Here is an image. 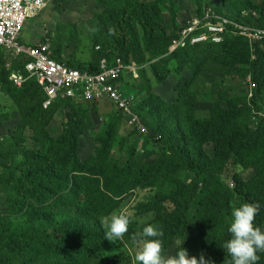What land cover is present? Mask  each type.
I'll return each mask as SVG.
<instances>
[{
  "label": "trees",
  "instance_id": "1",
  "mask_svg": "<svg viewBox=\"0 0 264 264\" xmlns=\"http://www.w3.org/2000/svg\"><path fill=\"white\" fill-rule=\"evenodd\" d=\"M103 1L109 4L104 16L109 18L110 22L105 24L103 18H98L97 24L102 27V37L105 35L107 40L115 41V44L121 46V50L95 51L92 63L71 64L69 67L96 71L102 58L108 57L111 61L121 58L124 62L135 63L139 68L138 72L149 65L157 82L163 83L171 72V60L176 53L181 52L178 56L189 63L193 55L204 51L197 57L203 59V63L209 57L214 66L210 70L218 76L220 83L227 80L228 75L240 76L248 79L247 91L250 94L247 98L246 94H235L233 89L217 91L215 86L211 85L209 97L218 99L215 107H211L209 112L199 111L194 112V115H182L172 113L168 105L163 104L159 98H150L152 95L147 92L149 88L145 91L148 99L143 101L140 95L145 89H142L138 77L134 82L123 79L122 85L126 94L136 96V111L147 129L150 119L163 120L161 113L167 111L178 124L176 133H181L180 143L177 144L170 127H164V120L162 127L157 131L148 130L144 135L145 140L153 139L162 156L156 161L137 167L132 157H128L123 164L114 159L108 134L100 140L95 153L82 162L78 155V140L86 128L76 119L69 121L57 139H51L49 151H31L34 158L42 162L35 168L36 182L30 178L31 170L23 171L21 165L9 164L0 152V158L4 160L3 163L0 162L3 169L0 178H6V185L11 182L20 183L22 190H25L24 197L36 198V189H29L23 184V180L27 178V182L30 181L36 188L42 189V196H64L68 200V207L74 212L73 216L64 218L63 222L55 225L54 231L48 233L40 231L38 225L21 223L26 233L31 235L26 245L31 246L34 243L47 253L50 248L53 249V264H88L108 241L103 239L104 226L101 220L114 213L130 191L135 190L137 194L148 191V194L140 195L134 202L133 214H130V217L147 215L146 217L150 218L149 224L157 227L162 233L159 239L164 256L168 254L175 239L182 240L184 235L190 232L193 241L189 256L199 259L203 253L205 259H211L214 264H228L230 257L219 245L229 238L225 215L230 207L235 202L237 205L244 202L258 204L259 211L254 223L264 227V117L260 115L264 112V41L251 42L236 35L235 29L230 27L221 44L186 47L176 53H169L170 43L177 37L183 25L176 21L174 15L170 25H164L163 8L168 0ZM209 5L211 4L197 9V15H203L204 11L212 7L216 13L223 14L237 23L264 29V0H216V6ZM45 42L46 39L41 41ZM130 47L137 48L135 55L131 54ZM51 49L56 60L66 62L54 56L52 44ZM0 50L7 54L5 49ZM13 57L15 60H24L23 69L27 80L21 87L15 86L10 80L14 72L10 71L11 68L6 71L3 64H0V79L8 77L10 83L17 88L10 96L17 103L19 110L22 108L26 118L34 114L40 122L48 119L44 125L46 126L50 119L47 114H51L57 105H99L77 99L57 101L51 108L44 109L45 93L34 78H28L25 70L28 60L24 56ZM199 70L200 68L195 69V77ZM220 83L215 84L222 87ZM136 84L140 88L139 94L135 93V90H127V86ZM182 91L177 92V102L183 98ZM9 92L7 91V94ZM155 99V109L150 111L148 106H151ZM118 114L125 123L128 122L120 112ZM181 121H184L183 126L179 125ZM182 129L184 130L181 131ZM130 133L141 135L136 131ZM163 133L167 138L164 143ZM13 134L0 127V135L3 137L0 146ZM161 142L163 146L159 145ZM185 145L189 146L188 150ZM206 146H213L214 157L206 152ZM28 152L30 153V150ZM133 153L134 151L132 156ZM25 159L31 161L33 157L25 156ZM232 159L243 169L251 170L253 176L244 180L236 174L233 178L235 185L230 188L228 182L222 179V173ZM166 166L170 171L194 172L196 177L191 183L177 181L178 185L169 195H161L152 189L158 177L153 169L166 172ZM146 180L150 182L146 184ZM200 184L203 185L201 188ZM45 215L46 212H39L41 218ZM56 233L59 238L54 237ZM257 254L260 256L257 264H264V252Z\"/></svg>",
  "mask_w": 264,
  "mask_h": 264
},
{
  "label": "rangeland",
  "instance_id": "2",
  "mask_svg": "<svg viewBox=\"0 0 264 264\" xmlns=\"http://www.w3.org/2000/svg\"><path fill=\"white\" fill-rule=\"evenodd\" d=\"M155 2L157 0H148ZM214 6L216 0H168L163 8L164 25L170 23L171 17L174 15L176 21L181 26L189 20L192 21L197 13V9L201 6ZM109 4H105L103 0H52L49 5L41 11L35 18L29 19L22 32L21 42L25 46H32L41 43L44 39H49L54 51V56L74 65L90 64L94 60L95 51L111 50L119 52L121 46L115 44V41H109L102 37V27L99 26L98 18H103L104 23L110 22V19L104 16L105 9ZM216 6V5H215ZM213 9L212 7H209ZM170 25V24H169ZM97 47H100L97 50ZM132 55H135L137 48L130 47ZM177 50L174 53L181 51ZM204 52V51H203ZM197 52L192 56V60L187 63L186 60L178 55L172 57V68L169 76L163 83H158L154 77L150 66H144L138 73V80L144 92L140 95L143 101L148 99L145 91L149 93L150 98L156 97L165 105H168L170 111L174 114L194 115V112L207 111L211 107H215L218 99L209 97V86L214 85L216 90L228 91L233 89L235 94L247 95L250 92L248 79L240 76L228 75L227 80L220 83L218 76L210 69L214 67L210 63L209 57L203 63V59L197 55L203 53ZM0 64H3L5 70L11 67V72L19 74L26 78L23 64L24 60H15L13 56H9L0 50ZM199 70L197 77L194 76L195 69ZM215 83L222 84L219 87ZM179 86V88H178ZM17 88L13 86L8 77L0 79V127L13 132L7 142L0 146L2 157L13 165H21L23 171L31 170V177L34 182L37 177L34 174L36 167L42 163L38 158H34L31 151H49L51 149V139H57L65 130L71 119H76L83 123L86 128L84 134L78 140V155L82 162L95 153V149L100 145V140L108 134L111 138L112 155L116 161L123 164L132 157L136 163V167L152 161H156L162 156L159 147L151 140H145V134L134 135L130 133V127L119 116L118 112L109 103L102 102L100 105H88L85 103H77L74 105L61 104L57 105L48 119L38 121L37 117L32 114L30 118L24 116L22 108H18L17 103L10 96ZM183 89V91H182ZM127 90L139 94V86H127ZM7 91H10L7 94ZM183 98L177 102V92H181ZM42 96V94H41ZM153 100L148 109H155ZM164 120V127H170L174 139L180 143L181 133H176L178 126L173 115L167 111L161 113ZM163 120L149 121V131H157L162 127ZM180 126L184 125L181 121ZM44 126V130L43 129ZM163 127V128H164ZM163 130V129H162ZM182 129L181 131H183ZM163 143L167 141L165 133H163ZM163 146L162 142L159 144ZM187 150L188 145H185ZM22 149V150H21ZM30 150V153L28 152ZM27 151V152H26ZM132 151H134L133 156ZM26 152V153H25ZM206 152L211 156H215L213 146H206ZM25 156L33 157L29 161ZM0 162L4 160L0 158ZM35 169V170H34ZM165 171L153 169L158 176L156 183L152 189L161 195H169L178 185L177 181L191 183L196 173L185 170L170 171L167 166ZM3 174L2 165L0 166V176ZM239 175L242 179L248 180L253 176L251 170H245L237 164L235 160H230L224 167L222 179L228 182L230 188L235 185L234 176ZM149 177V175H147ZM25 187L36 189V198H26L23 196L25 190H22L20 183L5 184L6 178H0V264H53L54 250L49 249L48 253L34 245L27 246L26 242L31 239V235L26 233L22 227L24 225H38L40 231L46 233L55 230V225L63 222L68 216H73L74 212L68 207V200L64 196H42L44 193L35 184L27 182V178L23 180ZM150 180H146L148 184ZM20 184V185H19ZM53 185V184H50ZM200 188L203 185H199ZM148 191L136 193L135 190L130 191L124 196L120 207L112 214H133V204L140 195L148 194ZM212 194V192L210 193ZM169 206V204H166ZM234 206H238L235 202L225 215V225L230 223V212ZM172 209V208H170ZM39 212H46L47 215L41 218ZM109 216L101 220L103 222ZM38 216L40 220L38 219ZM147 216V215H146ZM130 217L128 231L119 240L114 243L107 241L95 254L88 264H136L134 260L135 253L139 250L141 241L136 237V233L142 230L145 224H149V217ZM21 221H19V219ZM22 223V224H21ZM55 238H59L58 233ZM183 246L189 253L192 247V234L190 232L184 235ZM183 240V239H182ZM175 239L173 245L168 250V255H172L177 250L178 245L182 241ZM220 264H225L221 262ZM229 264V263H228Z\"/></svg>",
  "mask_w": 264,
  "mask_h": 264
},
{
  "label": "built area",
  "instance_id": "3",
  "mask_svg": "<svg viewBox=\"0 0 264 264\" xmlns=\"http://www.w3.org/2000/svg\"><path fill=\"white\" fill-rule=\"evenodd\" d=\"M52 0H0V48L15 57L24 56L28 61L25 70L28 78H34L43 89L46 99L44 109H49L57 101L81 99L89 103H109L128 119L131 131L147 134L140 114L136 111L137 99L134 94L127 95L122 80L130 82L138 77V66L124 62L121 58L111 61L104 57L96 71L71 68L66 62L53 57L51 42L25 46L21 42V32L29 19L35 18ZM203 15L192 16V21L184 24L170 43L169 53L186 47L204 44H221L227 30L249 39L251 42L264 41V29L237 23L223 14L208 8ZM99 50V47H97ZM11 68V67H9ZM10 80L21 87L27 80L12 73ZM264 117V112L260 114ZM160 138V137H159ZM3 137L0 135V141Z\"/></svg>",
  "mask_w": 264,
  "mask_h": 264
},
{
  "label": "clouds",
  "instance_id": "4",
  "mask_svg": "<svg viewBox=\"0 0 264 264\" xmlns=\"http://www.w3.org/2000/svg\"><path fill=\"white\" fill-rule=\"evenodd\" d=\"M258 211V204L248 202L240 203L231 209L227 227L229 238L219 245L230 257L229 264H257L260 259L257 253L264 252V227L254 223ZM130 222L129 215L112 214L103 222V239L111 243L121 239L128 231ZM161 235L158 228L152 224H145L142 230L136 233L134 239L141 241L134 256L136 264H214L211 259H205L203 253L199 259L189 256L188 250L183 246L185 238L174 254L164 256L159 239Z\"/></svg>",
  "mask_w": 264,
  "mask_h": 264
}]
</instances>
